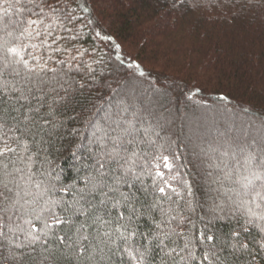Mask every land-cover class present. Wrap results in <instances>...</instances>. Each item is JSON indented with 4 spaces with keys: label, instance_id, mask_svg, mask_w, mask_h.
Wrapping results in <instances>:
<instances>
[{
    "label": "trees",
    "instance_id": "trees-1",
    "mask_svg": "<svg viewBox=\"0 0 264 264\" xmlns=\"http://www.w3.org/2000/svg\"><path fill=\"white\" fill-rule=\"evenodd\" d=\"M13 2L0 0L5 21L27 15ZM68 11L44 91L0 105V134L30 145L35 173L8 222L24 232L5 228L0 264H264V221L249 223L235 196L264 142L191 144L194 163L183 127L220 107L264 124V0H69ZM53 200L65 223L46 228L49 214L36 216Z\"/></svg>",
    "mask_w": 264,
    "mask_h": 264
},
{
    "label": "snow or ice",
    "instance_id": "snow-or-ice-1",
    "mask_svg": "<svg viewBox=\"0 0 264 264\" xmlns=\"http://www.w3.org/2000/svg\"><path fill=\"white\" fill-rule=\"evenodd\" d=\"M4 2L8 3V0ZM68 6L69 0H14L8 4L9 8L27 15L21 20L9 18L5 21L4 18L9 17L8 9H5L3 16H0V24L3 25L0 26V105L5 101L27 100L33 90L44 91V85L50 82L48 73L56 72L55 68L49 67V61L52 60L49 53L59 51V47L53 49L52 44L59 45L61 40L66 41L69 38L61 37L57 32L71 31L68 25L73 22L74 14L68 11ZM32 16H35V19H32ZM50 39L52 43H49ZM13 144L16 146L13 147ZM31 151L30 145L21 137L14 136L9 139L7 133L0 134V213H3L0 215V236L5 235V228L13 235L16 232H24L23 226L10 225L8 222L21 207V193L24 189L20 182L27 185L35 175L32 171L34 159L29 154ZM105 156L112 160L116 159L119 153L115 148L102 152L101 158L97 160L99 169L106 167ZM241 167L246 169L247 174L237 181L241 185V190L235 193L236 199L239 200L238 207H242L249 216V223L264 221V156L258 157L249 153L244 157ZM128 171H131V168ZM35 188L40 190L36 193L37 199H43L42 194L49 191L42 181L35 183ZM159 191L164 192V188ZM45 203L48 206L42 208L36 218L40 219L42 213L47 212L50 219L42 221L46 228L50 223L63 225L65 221L56 211L60 201ZM123 216L124 213L121 212L117 219L121 220ZM97 220L106 222L102 217H97ZM26 222L31 225V221ZM44 235L47 236V232ZM105 235L110 233L106 232ZM27 236L30 237L27 241L29 245L38 239L31 228L27 231ZM121 237L127 239L123 237V233ZM57 239L63 242L65 237L58 236ZM208 239L211 240L212 237L209 236ZM86 251V248L81 249L80 254L83 255ZM204 259L207 260L208 256Z\"/></svg>",
    "mask_w": 264,
    "mask_h": 264
},
{
    "label": "rangeland",
    "instance_id": "rangeland-1",
    "mask_svg": "<svg viewBox=\"0 0 264 264\" xmlns=\"http://www.w3.org/2000/svg\"><path fill=\"white\" fill-rule=\"evenodd\" d=\"M175 36L180 39L178 35ZM172 57H174V55ZM130 86L138 91L145 92L144 87L139 85L138 80L131 82ZM146 95L150 98V96H154V93L151 94L147 90ZM157 98H161V95L157 94ZM184 110L189 112L187 106H185ZM228 110V113L224 114L223 108L220 107L207 112H201L195 120L190 119V117L185 120V124L183 125L185 128L184 135L189 141L187 153L192 156V161L194 163H198V161L194 159V153L188 147L191 144L195 146L194 150L196 151L204 142L211 141L214 148H221V150L229 151L226 145V139L228 138L229 141L230 137H232L233 141H236V143L248 137H253L255 141L264 142V124L261 123L260 120L254 119L251 116H239V114H236L230 109ZM189 125H192L191 129H189Z\"/></svg>",
    "mask_w": 264,
    "mask_h": 264
}]
</instances>
